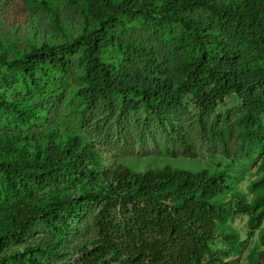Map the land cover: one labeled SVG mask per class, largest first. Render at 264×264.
I'll use <instances>...</instances> for the list:
<instances>
[{"label": "trees", "instance_id": "16d2710c", "mask_svg": "<svg viewBox=\"0 0 264 264\" xmlns=\"http://www.w3.org/2000/svg\"><path fill=\"white\" fill-rule=\"evenodd\" d=\"M81 9L84 27L72 43L32 42L18 58L0 55V61L32 78L39 89L35 72L47 65L67 72L63 52L79 47L81 86L75 97L84 109L98 101L111 108L118 94L122 109L143 108L161 118L188 97L199 110L203 131V114L235 97L236 145L259 156L257 175L246 185L250 198L224 169L136 172L118 165L99 170L90 167L99 151L77 133L62 139L47 127L33 146L0 136V197L5 192L31 199L36 189H52L48 204L20 201L0 221V250L8 237L30 233L37 220L63 232L94 188L104 202L81 264H233L225 259L239 255L254 236L245 259L264 264V0H82ZM110 53L116 60L108 58ZM0 109L21 122L34 115L28 102L1 91ZM214 133L226 152L230 133ZM75 181L87 192L78 199L68 194ZM116 203L119 213L112 216ZM238 214L247 216L245 239L228 223ZM58 244L52 239L35 249L56 255Z\"/></svg>", "mask_w": 264, "mask_h": 264}, {"label": "rangeland", "instance_id": "374dc122", "mask_svg": "<svg viewBox=\"0 0 264 264\" xmlns=\"http://www.w3.org/2000/svg\"><path fill=\"white\" fill-rule=\"evenodd\" d=\"M81 8L82 0H0V55L6 60L18 58L21 52L30 49L32 42L37 44L42 40L72 43L84 27ZM63 53L70 63L68 71H54L50 65L37 70L34 78L39 89L32 85V78L0 61L2 94L28 102L34 111L26 122H21L11 112L0 109V136L15 137L18 144L33 146L43 139L47 127L57 130L62 139L68 133H77L99 151V158L90 163L91 168L99 170L118 165L136 172L161 167L193 171L224 169L236 176L237 189L250 198L246 185L257 175L259 156L257 151L247 154L245 149L236 145L237 127L233 118L239 103L235 97L226 98L203 114L204 131L199 110L188 97L161 118L143 108L122 109V96L118 94L113 97L111 108L98 101L84 109L75 97L81 86L82 71L77 64L81 49L71 46ZM112 56L114 59V53L108 58ZM261 118L264 125V111ZM219 130L230 133L226 152L218 134L214 133ZM51 192L50 188L36 189L31 199H15L2 192L0 198L4 202L0 203V221L9 218L20 201L48 204ZM87 192L82 191L81 181H75L68 194L76 199L86 194V200L74 209L63 232L57 233L45 222L37 220L30 233L7 238L0 250V264H28L30 258L33 261L30 264H81L84 250L90 249V241L96 236L94 218L104 202L102 196L94 195V188ZM223 198L228 200L227 195ZM110 213L116 216L119 204H113ZM246 221L247 216L243 214L228 221L240 239L247 238ZM1 225L0 234L3 232ZM52 239L59 240L56 255L40 254L35 249L51 243ZM255 239V236L247 238L245 249L225 261L248 264L245 259L247 248ZM216 241L219 242V238ZM80 248L85 249L81 251Z\"/></svg>", "mask_w": 264, "mask_h": 264}]
</instances>
